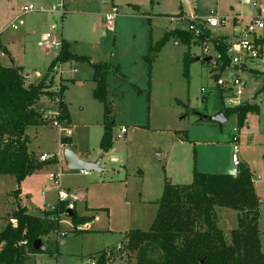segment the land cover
Here are the masks:
<instances>
[{
  "label": "rangeland",
  "instance_id": "1",
  "mask_svg": "<svg viewBox=\"0 0 264 264\" xmlns=\"http://www.w3.org/2000/svg\"><path fill=\"white\" fill-rule=\"evenodd\" d=\"M114 2H118L117 14L112 25H107L105 17L112 0H64L63 15L51 11L49 0H0L1 65L21 67L31 81L43 78L60 49V45L43 44L46 33L60 44L66 40L69 50L83 57L55 63L52 69V89L67 85L62 94L71 120L69 134L62 126H28L25 134L29 152L37 156L46 152L50 160L19 183L12 174H0V230L15 208L12 191L17 187L19 203L31 214L38 215L57 203L58 186L49 179V173L59 175L62 189L68 187L80 194L71 211L92 218L86 222L88 230L85 224L73 229L69 217L61 224L60 219L66 215H60L58 232L43 239L48 252L31 254L24 264H90V254L103 248L112 249L106 252L111 256L107 264H130L131 259L118 249L125 232L148 229L165 182L187 184L194 170L222 173L227 172L226 165L233 168V133L237 135L239 159L248 164L253 176L260 174V180H264V65L249 61L239 72L230 63L219 69L202 59L194 60L203 56L201 43L187 46L170 38L148 70L144 56L149 41L155 43L166 30H185L188 25V18L175 17L181 10L180 0ZM29 4L35 9L21 11ZM189 5L197 13L196 20L210 13L225 18L224 25L208 28L210 37L216 38L230 37L234 32L231 18L240 15L246 22L245 16L264 5V0H191ZM188 7L184 5V9ZM207 45L210 55L215 56L211 43ZM186 51L193 57L187 74ZM91 61L111 65L106 75V103L110 107L112 146L107 152L99 147L104 104L92 96L95 83ZM216 74L224 80L239 74L245 84L241 103L258 105L257 111L246 114L241 125L234 114L222 124L198 117V113L212 115L226 106ZM40 105L54 116L55 100L44 96ZM121 126L127 131L118 137ZM64 136L71 137V147L80 159H99L100 170L81 173L66 168L61 155L66 146L60 143ZM262 181L255 186L264 185ZM261 209L258 226L263 231L264 252L263 203ZM215 211L217 225L225 233L237 227L234 210Z\"/></svg>",
  "mask_w": 264,
  "mask_h": 264
},
{
  "label": "trees",
  "instance_id": "2",
  "mask_svg": "<svg viewBox=\"0 0 264 264\" xmlns=\"http://www.w3.org/2000/svg\"><path fill=\"white\" fill-rule=\"evenodd\" d=\"M170 38L187 46L207 39L216 52L212 65L223 69L229 64L225 37L212 38L208 29L197 37L186 29L174 28L165 31L155 43L149 41L144 56L148 70L158 51ZM184 58L187 74L188 63L193 57L186 51ZM69 59L83 57L72 53L68 42L63 40L58 54L41 79L28 80L21 67L0 64V174H12L19 183L46 163L28 150L25 134L28 126L52 125L54 121L60 126L69 125V113L61 99L66 86L61 85L56 91L52 89L55 63ZM90 64L95 83L92 96L104 104V130L99 147L107 152L112 146L110 107L106 103V75L111 65L101 61H91ZM43 96L55 100L54 116H48L38 106ZM257 110V104L243 103L237 107L223 106L221 111L225 119L234 114L241 125L248 112ZM60 143L67 145V136L61 137ZM12 194L16 198L15 208L0 230V264H24L29 254L48 252L46 246L44 250H35L32 243L36 238L43 242L50 233L57 232L58 217L66 215L67 211V202L58 201L53 207L34 215L19 203V187ZM262 203L264 200L254 191L251 172L243 163H239L234 174L194 170L190 183L165 182L148 229L127 230L118 249L127 254L130 264H264L258 230L259 206ZM216 208L234 210L237 227L227 233L219 228ZM69 218L74 229L78 224L89 222L92 216L73 213ZM106 252L105 249L100 250L90 259L94 264H107L111 256Z\"/></svg>",
  "mask_w": 264,
  "mask_h": 264
},
{
  "label": "built area",
  "instance_id": "3",
  "mask_svg": "<svg viewBox=\"0 0 264 264\" xmlns=\"http://www.w3.org/2000/svg\"><path fill=\"white\" fill-rule=\"evenodd\" d=\"M51 4V11L57 12L60 15L64 14V0H49ZM187 1V0H186ZM35 6L33 4L24 5L21 11L27 12L34 10ZM38 9L42 10V7ZM117 14V8L112 6L110 11L106 14L105 23L107 25H112L113 19ZM197 17L190 15L189 22L186 30L191 31L195 36H200L208 28L217 27L219 25H224L225 18H220L210 13L203 19L196 20ZM13 28H17L13 25ZM264 29V5H259L252 13L249 15L248 21L240 26L239 30L235 33L233 38L227 42L226 53L229 58V63L237 68L238 72L246 67V62L257 61L264 65V36L262 35V30ZM208 40L204 39L200 43L203 47V54L207 55L208 51ZM43 44L47 47H59L60 43L58 40L52 37V34L46 33L43 36ZM3 55V53H1ZM216 85L225 94L226 106L227 107H237L241 105V97L244 93V82L241 80L239 74L233 75L230 79L224 80L221 77L216 78ZM203 91L204 89L201 88ZM48 115V114H47ZM49 116V115H48ZM53 125L60 126L57 122H53ZM126 128L120 127V134L126 133ZM230 143L232 145L231 161L234 167H237L240 163L238 157V144L237 135L233 133L231 136ZM50 156L46 153L39 155L40 160H47ZM81 173H86L84 170H79ZM50 180H53L57 184V199L60 202H67V209L73 210V202L77 199L75 194L67 192L60 187L59 175L57 173H49ZM25 244V241L23 242ZM90 264H94V260H89Z\"/></svg>",
  "mask_w": 264,
  "mask_h": 264
},
{
  "label": "crops",
  "instance_id": "4",
  "mask_svg": "<svg viewBox=\"0 0 264 264\" xmlns=\"http://www.w3.org/2000/svg\"><path fill=\"white\" fill-rule=\"evenodd\" d=\"M148 1V0H147ZM190 1L191 0H180V8H181V10L179 11V13L177 14V16H175V17H183L184 19L185 18H188L189 19V17H190V15H194L195 16V14H197L196 13V11L194 10V8L193 7H191L190 5H189V3H190ZM244 2H246V3H248L250 0H243ZM112 6H117V4H118V2H114V0H112ZM188 5L189 7L187 8V9H184V5ZM132 5H134V3H132ZM111 6V7H112ZM64 7H65V4H64ZM66 10V9H65ZM252 11L253 10H251L250 11V13H248V15H246L245 17H246V22L248 21V18H249V15L252 13ZM179 15H181V16H179ZM148 18V17H147ZM172 17H170V19H171ZM242 16H240V15H234L232 18H231V20H232V24H233V30H234V32H233V34L230 36V37H227V36H222V37H225L226 38V40H227V42L229 41V40H231L232 38H233V36L235 35V33L239 30V28H240V26L241 25H243L244 23H246V22H243L242 21ZM189 22V21H188ZM167 31V30H166ZM66 41V40H65ZM207 55H210V53H208ZM207 55H204L203 54V56H200L201 58L202 57H204V56H207ZM212 56V55H211ZM197 57V56H196ZM194 60H196V59H194ZM62 85H65L66 86V88H67V85L66 84H62ZM65 88V89H66ZM44 97V96H43ZM42 98V97H41ZM62 101L65 103V105H66V102L64 101V99H63V94H62ZM41 100V99H40ZM40 100H39V102H38V106L39 107H41L44 111H45V114H47L46 113V110L40 105ZM67 107V106H66ZM223 107V106H222ZM221 107V108H222ZM218 111H221V109H218V110H216L214 113H216V112H218ZM213 113V114H214ZM226 120V119H225ZM53 125V124H52ZM71 125V120H70V117H69V125L68 126H62V127H65V132L67 133V134H69V130L67 129L69 126ZM57 126V125H56ZM67 139L69 140V143L67 144V145H62L63 147L64 146H66V147H69V148H71L72 150H73V148L71 147V137L70 136H67ZM74 151V150H73ZM75 152V151H74ZM42 153H46V152H41L40 154H42ZM39 154V155H40ZM47 154V153H46ZM38 155V156H39ZM49 155V154H48ZM79 158V157H78ZM83 160H89V159H86V158H82ZM47 160H50V159H47ZM57 162H58V160H56ZM92 161V160H91ZM60 162V161H59ZM240 163H243V164H245L247 167H248V169H249V166H248V164L243 160H240ZM227 167H226V170L228 171V170H230V169H232L231 167H229V165H226ZM233 168H236V167H233ZM225 170V169H224ZM249 171H250V169H249ZM251 172V171H250ZM212 173V172H211ZM222 173H225L224 171H222ZM251 175H252V180H253V187H254V191H255V193L257 194V196L260 198V199H262V200H264V185H261V187L259 186L258 188L255 186V183L257 184L258 182H260V181H262V180H260L261 178H260V174H256V176H253L254 174H252V172H251ZM262 182H264V180L262 181ZM66 189V191L67 192H70V193H72V194H75L76 196H77V199L73 202V209L75 208V202L77 201V200H79V198H80V194H78L77 192H75L73 189H69L68 187L67 188H65ZM64 189V190H65ZM57 191V190H56ZM58 202V201H57ZM55 205V204H54ZM262 204H260V206H259V218H262ZM63 216V215H62ZM66 217H68V216H65V217H62L60 220V222H61V224H62V220H64L63 218H66ZM259 218H258V221H259ZM61 224H60V226H61ZM85 225H86V228L88 227V225L85 223ZM83 226L84 225H82V228H83ZM79 229H81L80 227H78ZM87 230H88V228H87ZM230 230V229H229ZM258 230H259V238H260V242H261V237H260V234L263 232V231H261L260 230V226H258ZM58 232V231H57ZM57 232H55V233H57ZM227 232V231H226ZM52 234L53 233H50V237L52 236ZM53 238V237H52ZM56 239H55V241H56V243L58 242V240H57V237H55ZM122 242V241H121ZM121 242H120V244H121ZM119 244V245H120ZM57 248H58V246H57ZM104 249V248H103ZM103 249H100V250H103ZM99 250V251H100ZM105 250H112V249H105ZM261 250H262V245H261ZM98 252V251H97ZM96 252V253H97ZM263 252V251H262ZM264 253V252H263ZM31 254H33V253H31ZM31 254H29L28 255V257L31 255ZM95 254V253H94ZM92 255V253L90 254V256ZM27 257V258H28Z\"/></svg>",
  "mask_w": 264,
  "mask_h": 264
},
{
  "label": "water",
  "instance_id": "5",
  "mask_svg": "<svg viewBox=\"0 0 264 264\" xmlns=\"http://www.w3.org/2000/svg\"><path fill=\"white\" fill-rule=\"evenodd\" d=\"M195 59L196 60L202 59L203 61H205L209 64H213V62H214L213 56H211V55H207V56H204L202 58L200 56H197ZM12 65L15 66V64H12ZM198 117L202 121H207V120L216 121L219 124H222L225 121V117H224L222 111H218L212 115H205V114L198 113ZM61 155H62L64 165L68 169H78V170H84V171L100 170L99 159H96L94 161L80 159L77 157L75 152L69 147L64 148L62 150ZM235 172H236V168H232V169L228 170L226 173L234 174ZM72 214H73V212L71 210L67 209L66 216L70 217ZM32 246L35 250H44V248H45V245L43 244V242L40 238H36L33 241Z\"/></svg>",
  "mask_w": 264,
  "mask_h": 264
}]
</instances>
